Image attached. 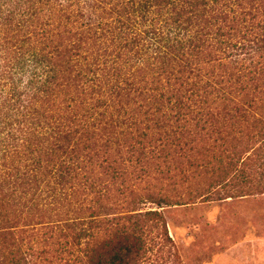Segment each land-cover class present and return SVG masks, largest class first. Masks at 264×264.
I'll use <instances>...</instances> for the list:
<instances>
[{
    "label": "trees",
    "instance_id": "obj_1",
    "mask_svg": "<svg viewBox=\"0 0 264 264\" xmlns=\"http://www.w3.org/2000/svg\"><path fill=\"white\" fill-rule=\"evenodd\" d=\"M256 196L264 0H0V264H196L167 214Z\"/></svg>",
    "mask_w": 264,
    "mask_h": 264
},
{
    "label": "rangeland",
    "instance_id": "obj_2",
    "mask_svg": "<svg viewBox=\"0 0 264 264\" xmlns=\"http://www.w3.org/2000/svg\"><path fill=\"white\" fill-rule=\"evenodd\" d=\"M173 214L170 235L185 255L195 249L196 264H264V196L197 203Z\"/></svg>",
    "mask_w": 264,
    "mask_h": 264
}]
</instances>
